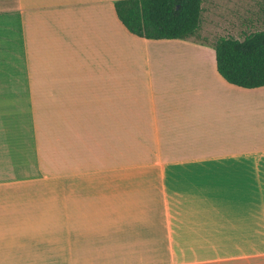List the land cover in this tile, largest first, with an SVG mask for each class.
<instances>
[{
	"label": "crops",
	"instance_id": "0c3cea01",
	"mask_svg": "<svg viewBox=\"0 0 264 264\" xmlns=\"http://www.w3.org/2000/svg\"><path fill=\"white\" fill-rule=\"evenodd\" d=\"M116 1L0 0V264H264V87Z\"/></svg>",
	"mask_w": 264,
	"mask_h": 264
},
{
	"label": "trees",
	"instance_id": "16d2710c",
	"mask_svg": "<svg viewBox=\"0 0 264 264\" xmlns=\"http://www.w3.org/2000/svg\"><path fill=\"white\" fill-rule=\"evenodd\" d=\"M202 0H118L114 9L125 29L147 40H199ZM218 75L243 88L264 87V30L242 39L222 36L212 44Z\"/></svg>",
	"mask_w": 264,
	"mask_h": 264
},
{
	"label": "rangeland",
	"instance_id": "374dc122",
	"mask_svg": "<svg viewBox=\"0 0 264 264\" xmlns=\"http://www.w3.org/2000/svg\"><path fill=\"white\" fill-rule=\"evenodd\" d=\"M199 40L213 43L222 36L242 39L264 30V0H202Z\"/></svg>",
	"mask_w": 264,
	"mask_h": 264
}]
</instances>
